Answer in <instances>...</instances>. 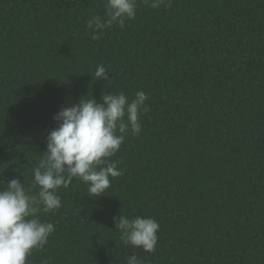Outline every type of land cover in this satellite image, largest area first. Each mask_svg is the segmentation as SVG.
<instances>
[{"label": "trees", "instance_id": "trees-1", "mask_svg": "<svg viewBox=\"0 0 264 264\" xmlns=\"http://www.w3.org/2000/svg\"><path fill=\"white\" fill-rule=\"evenodd\" d=\"M105 3L0 0V188L38 191L62 107L148 95L140 134L109 158L122 174L99 196L75 177L61 187L40 217L54 232L27 264H264V0H138L123 29L93 39ZM121 214L159 223L154 252L123 243Z\"/></svg>", "mask_w": 264, "mask_h": 264}, {"label": "clouds", "instance_id": "clouds-1", "mask_svg": "<svg viewBox=\"0 0 264 264\" xmlns=\"http://www.w3.org/2000/svg\"><path fill=\"white\" fill-rule=\"evenodd\" d=\"M171 0H143L156 9L169 7ZM138 0H106L105 17L92 16L87 27L99 39L114 25L123 29L136 16ZM105 66L96 68L97 79L110 81ZM148 95L140 90L129 99L124 92L103 94L102 102L81 98L53 115L58 126L47 134V150L33 170V193L24 182L14 178L0 188V264H27L33 250H39L54 232V224L43 222L41 213L62 206L59 189L78 178L88 185L90 196H99L110 187V177L122 174L114 156L126 137L140 134V117L148 110ZM115 230L125 245L154 252L159 223L152 217L124 215L113 217ZM126 264H143L135 254Z\"/></svg>", "mask_w": 264, "mask_h": 264}]
</instances>
